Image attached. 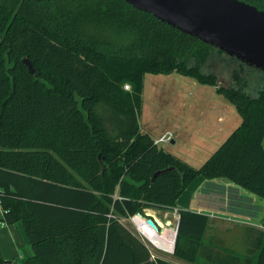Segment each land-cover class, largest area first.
<instances>
[{
	"label": "trees",
	"instance_id": "1",
	"mask_svg": "<svg viewBox=\"0 0 264 264\" xmlns=\"http://www.w3.org/2000/svg\"><path fill=\"white\" fill-rule=\"evenodd\" d=\"M213 49L224 52L125 0H0V208L35 248L22 264H176L152 258L123 218L176 208L199 175L264 199V87L251 96L203 73ZM148 73L212 85L242 116L199 167L141 129ZM179 214L175 257L264 264V231L246 254L213 255L209 216Z\"/></svg>",
	"mask_w": 264,
	"mask_h": 264
},
{
	"label": "rangeland",
	"instance_id": "2",
	"mask_svg": "<svg viewBox=\"0 0 264 264\" xmlns=\"http://www.w3.org/2000/svg\"><path fill=\"white\" fill-rule=\"evenodd\" d=\"M213 50L208 60L202 65L203 73H213L221 85L242 89L251 96H256L264 87V71L251 67L227 53ZM143 94L141 129L151 133L150 129L153 126H160L157 132L151 133L153 137L161 136L166 130L171 129L176 142L174 144L171 141L162 142L160 146L194 167L202 165L242 122V116L236 107L221 96L214 86L194 83V79L189 76L178 73H148L145 76ZM220 115L226 119L225 130L219 134L208 135L213 132L212 127L220 124L218 121ZM178 126L180 128L177 130ZM204 178L203 175H199L187 186L177 199L178 208L209 205L208 202L220 203V191H227L231 198L236 194L233 188L213 183H205L203 189L197 194L199 184ZM225 180L223 179L222 182ZM238 199L242 200V197ZM257 200L255 197V214H260L262 210L264 211V199L259 197L260 207ZM173 211L175 210L146 208V213L154 214L164 222L170 218L173 225H176ZM166 212L169 213L168 216ZM237 220L233 218L231 221L237 222ZM123 222L135 231L130 218H123ZM153 252L156 257L166 261L189 263L175 257L174 252L157 249H153Z\"/></svg>",
	"mask_w": 264,
	"mask_h": 264
},
{
	"label": "water",
	"instance_id": "3",
	"mask_svg": "<svg viewBox=\"0 0 264 264\" xmlns=\"http://www.w3.org/2000/svg\"><path fill=\"white\" fill-rule=\"evenodd\" d=\"M125 1L247 65L264 71V9L245 0ZM24 61L28 64L30 72H36L28 59ZM169 169L155 172L153 180ZM148 222L154 225L152 219H148ZM178 231L179 222L175 239Z\"/></svg>",
	"mask_w": 264,
	"mask_h": 264
},
{
	"label": "crops",
	"instance_id": "4",
	"mask_svg": "<svg viewBox=\"0 0 264 264\" xmlns=\"http://www.w3.org/2000/svg\"><path fill=\"white\" fill-rule=\"evenodd\" d=\"M194 83L197 82L194 80ZM218 121L220 124L212 127L213 132H210L208 135L219 134L225 130V117L220 115ZM180 126L176 129L178 130ZM159 129L160 126L156 125L150 129V132L155 133ZM166 131H171V129ZM158 137L155 136L154 138L156 139ZM171 142L174 144L176 142L175 138ZM222 180V178H204L199 184L197 194L203 189L205 183H213L215 185H225L233 188L236 194H234L232 198L227 191H220V203L215 204V202H208L209 205H191L185 207V209L178 208L177 205L176 208L178 210H191L198 213H205L209 216V224L204 235V243L206 245V250L209 251L208 253L215 255L219 251L229 249L239 254H246L247 250L255 244V231H264V211L262 210L260 214H255V197L258 199L257 201L260 207L259 197L255 194L240 188L230 181L225 180V182H222ZM238 197H242V200L238 199ZM168 214L169 213L166 215L168 216ZM173 214L175 216L176 213L173 211ZM3 215L4 211L0 208V259L10 262V264H22L35 255V248L29 239L24 224L22 222L7 224L2 221ZM233 218H237V222L231 221ZM165 223L167 225L173 224L170 218ZM176 264H183V262L177 261ZM186 264L215 263L209 258L207 259V257H199L197 262H189Z\"/></svg>",
	"mask_w": 264,
	"mask_h": 264
},
{
	"label": "built area",
	"instance_id": "5",
	"mask_svg": "<svg viewBox=\"0 0 264 264\" xmlns=\"http://www.w3.org/2000/svg\"><path fill=\"white\" fill-rule=\"evenodd\" d=\"M126 89L130 88V85H125ZM174 139V134L172 131H166L164 134L155 139V143L160 145L162 142H170ZM1 206V198H0ZM2 209V208H1ZM175 218L177 219V224L179 222L180 214L177 208H174ZM138 212L128 218L131 219L132 225L134 226L133 231L137 236L146 244L148 249L152 254V258H158L155 256L153 249L164 250L173 252V248L176 243V231L177 225H167L161 218L154 214L146 213L143 215ZM168 213V212H166ZM148 219L154 221V225L148 222Z\"/></svg>",
	"mask_w": 264,
	"mask_h": 264
},
{
	"label": "bare ground",
	"instance_id": "6",
	"mask_svg": "<svg viewBox=\"0 0 264 264\" xmlns=\"http://www.w3.org/2000/svg\"><path fill=\"white\" fill-rule=\"evenodd\" d=\"M169 224V223H168Z\"/></svg>",
	"mask_w": 264,
	"mask_h": 264
}]
</instances>
